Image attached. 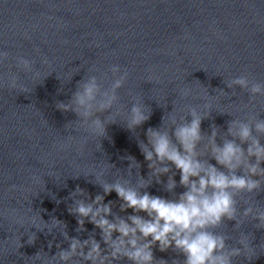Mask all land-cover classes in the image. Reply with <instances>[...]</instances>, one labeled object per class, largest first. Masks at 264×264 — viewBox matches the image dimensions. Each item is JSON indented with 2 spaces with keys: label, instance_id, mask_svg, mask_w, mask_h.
<instances>
[{
  "label": "water",
  "instance_id": "obj_1",
  "mask_svg": "<svg viewBox=\"0 0 264 264\" xmlns=\"http://www.w3.org/2000/svg\"><path fill=\"white\" fill-rule=\"evenodd\" d=\"M0 50L9 53L0 67L5 79L0 87V264H39L34 257L38 253L53 256L57 245L68 248L61 228L41 231L43 221L51 226L53 219L67 226L70 237L84 240L94 232L106 248L100 230L91 223H85L87 231H77V217L69 212L71 194L79 187L92 199L104 195L93 171L105 172L109 183L147 179L150 169L139 147L140 141L147 143V130L164 128L172 116H187L190 107L207 115V92L218 100L201 125L206 140L214 126L220 131L217 142L222 143L232 120L264 119V96L252 98L248 91L229 89L224 83L246 76L264 84V0H0ZM21 56L42 75H51L42 82L20 72L15 60ZM113 65L127 71L128 79L113 109L120 115L108 125L107 136L99 138L80 126L76 113L63 112L57 104L68 103L89 75L97 76L102 88H110ZM10 73L31 92L11 90L6 83ZM184 87H191L193 94L182 97ZM137 99L151 109L150 119L129 129L125 120ZM70 137L75 139L61 147ZM128 156L139 167L130 170ZM207 159L221 167L210 156ZM173 174L177 187L170 193L166 184ZM168 175L161 177L163 184L153 180L146 191L178 198L186 190L179 184L180 173L173 166ZM239 199L241 211L245 200L264 208V191L241 194ZM109 202L114 214H135L132 209L121 211L115 192L105 196ZM217 232L230 238V246L241 232L254 234L256 256L251 261L239 257L235 264H264V247L259 248L264 230L252 221L237 229L235 221L225 220ZM33 233L36 239L30 244ZM153 252L157 262L185 260L174 249L160 251L158 244Z\"/></svg>",
  "mask_w": 264,
  "mask_h": 264
},
{
  "label": "clouds",
  "instance_id": "obj_2",
  "mask_svg": "<svg viewBox=\"0 0 264 264\" xmlns=\"http://www.w3.org/2000/svg\"><path fill=\"white\" fill-rule=\"evenodd\" d=\"M8 60L9 53L0 50V67ZM44 63L48 61L45 59ZM15 65L20 72L37 81L43 82L52 73L42 75L31 60L22 56L16 58ZM110 71L114 77L110 88H102L97 76L89 75L79 82L68 103L57 104L63 112L76 113L80 126L99 138L107 136L108 125L115 123L120 115L119 112L113 113V109L119 101L118 92L128 79V72L122 73L118 65H113ZM59 78L62 79L61 76ZM6 83L13 91L31 92L16 74L10 73ZM224 83L229 89L239 87L248 91L252 98L264 96V84L250 81L246 76ZM4 84L5 79L0 75V87ZM216 91L226 94L222 89ZM192 94L191 87L180 90L182 97ZM203 99L207 115L190 107L187 116L179 119L172 116L167 125L164 122V128L147 130V143H139L150 169L147 179L141 176L136 184L125 179L109 183L104 180L105 172L93 171L91 174H95L104 195L98 194L92 199L79 187L71 194L74 203L69 212L77 217V231H87L85 223H91L100 230L106 248L101 246L94 232L84 240L70 237L62 221L53 219L49 226L40 216L45 225L41 231L47 229L51 233L53 229L61 228L69 247L65 249L57 245L59 250L53 256L38 253L34 256L36 262L118 264L126 259L130 264H166V261L157 262L155 259L153 248L157 244L162 252L174 249L182 253L185 257L183 264H235L239 257L251 261L257 254L253 245L254 234L241 232L235 246H230L227 243L230 238L219 234L217 229L224 225L225 220L235 221L237 229L250 220L256 229L264 230V208L245 200L241 211L239 199L241 194L253 196L264 191V119L250 116L247 120H232L222 143L217 142L220 131L214 126L206 140L201 125L205 118L210 117L218 95L212 96L207 92ZM150 114L151 109L137 99L125 120L127 127L135 129L143 125L150 119ZM188 116H191L190 121ZM74 139L70 137L69 143L61 147L69 146ZM244 145H247L246 149ZM209 156L221 167L211 164L207 159ZM127 159L131 161L130 170L139 167L134 157L128 156ZM173 166L180 173L179 184L186 189L178 198L167 199L146 191L153 180L163 184L161 177L172 173ZM176 187L175 175H168L166 190L172 193ZM112 192L122 201V212L132 209L135 214L126 217L114 214L112 203H105V196ZM77 196L85 198L77 199ZM35 239L33 233L28 243H33ZM261 247H264L262 243Z\"/></svg>",
  "mask_w": 264,
  "mask_h": 264
}]
</instances>
